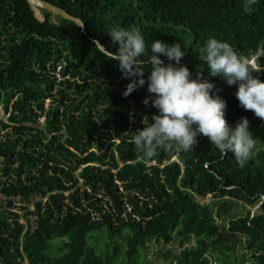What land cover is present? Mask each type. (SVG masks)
<instances>
[{"label":"trees","instance_id":"trees-1","mask_svg":"<svg viewBox=\"0 0 264 264\" xmlns=\"http://www.w3.org/2000/svg\"><path fill=\"white\" fill-rule=\"evenodd\" d=\"M47 1L85 30L0 0V264H138L151 242H177L162 252L173 264H264V120L201 51L213 36L244 54L264 44V0L250 11L246 0ZM113 27H139L146 41V83L127 97L130 80L109 60ZM156 39L181 44V65L215 85L231 127L248 118L255 148L244 167L203 136L187 152L137 151L134 131L158 114L143 103Z\"/></svg>","mask_w":264,"mask_h":264},{"label":"clouds","instance_id":"clouds-1","mask_svg":"<svg viewBox=\"0 0 264 264\" xmlns=\"http://www.w3.org/2000/svg\"><path fill=\"white\" fill-rule=\"evenodd\" d=\"M256 0H246L245 11H250ZM117 51H110L109 60L118 62L119 70L130 82L124 97L146 83L141 59L146 51V41L139 27L131 30L113 27L108 33ZM147 63L151 70L147 77V91L143 101L158 110V114L145 116L143 128L134 131L132 143L144 158L151 159L158 148L175 146L190 151L199 143L198 137H206L222 153L232 152L241 167L254 154L255 138L250 130V121L241 117L231 127L225 116L226 101L213 96L215 85L201 75L193 78L186 65H181L185 52L181 44H167L159 39L150 46ZM212 76H222L229 85H238L235 96L240 106L252 111L264 120V81L254 73H264L260 60L264 57V44L248 54L238 52L229 42L209 37L201 50ZM167 57L173 63L165 64L160 58ZM179 65V66H177ZM147 117V118H146Z\"/></svg>","mask_w":264,"mask_h":264},{"label":"rangeland","instance_id":"rangeland-1","mask_svg":"<svg viewBox=\"0 0 264 264\" xmlns=\"http://www.w3.org/2000/svg\"><path fill=\"white\" fill-rule=\"evenodd\" d=\"M37 16L39 18H42V14H38ZM0 112L2 113L3 110L0 109ZM214 198L211 194H207L206 196L200 198L201 201H205V200H210ZM251 210L253 212H259L261 211L259 208V203H257L254 206H250ZM240 212L244 211V208H241L238 210ZM171 247H177V242L175 243H153L151 242L149 245L148 250L143 254V257H141L142 260L137 261L138 264H143L144 262L150 261L151 264H173L174 261H172L171 258L166 259L164 258L162 252L166 249V248H171ZM118 264H120V260L118 261Z\"/></svg>","mask_w":264,"mask_h":264},{"label":"water","instance_id":"water-1","mask_svg":"<svg viewBox=\"0 0 264 264\" xmlns=\"http://www.w3.org/2000/svg\"><path fill=\"white\" fill-rule=\"evenodd\" d=\"M28 2L30 3L36 15L37 13L42 14L40 11V7H43V8L50 10L54 14H59L64 18L73 20L76 24L80 25L83 30H85V24L81 20V18L68 13L67 11H65L64 9H62L60 6H58L57 4L53 2H50L47 0H28ZM43 18H44V15L42 14V18L40 19H43ZM99 47L103 49L105 52L109 53L106 49H104L102 45L99 44Z\"/></svg>","mask_w":264,"mask_h":264},{"label":"bare ground","instance_id":"bare-ground-1","mask_svg":"<svg viewBox=\"0 0 264 264\" xmlns=\"http://www.w3.org/2000/svg\"><path fill=\"white\" fill-rule=\"evenodd\" d=\"M39 14V13H38Z\"/></svg>","mask_w":264,"mask_h":264}]
</instances>
